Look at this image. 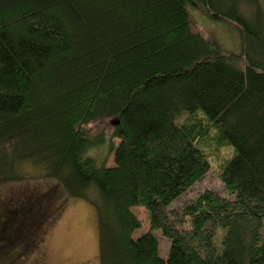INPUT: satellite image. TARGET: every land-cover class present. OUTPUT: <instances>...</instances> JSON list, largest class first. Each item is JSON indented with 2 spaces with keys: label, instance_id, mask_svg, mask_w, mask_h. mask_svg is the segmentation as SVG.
Listing matches in <instances>:
<instances>
[{
  "label": "trees",
  "instance_id": "16d2710c",
  "mask_svg": "<svg viewBox=\"0 0 264 264\" xmlns=\"http://www.w3.org/2000/svg\"><path fill=\"white\" fill-rule=\"evenodd\" d=\"M263 7L0 0V261L35 252L73 198L93 209L99 264H264ZM194 10L234 24L240 52ZM207 142L232 151L216 169L224 193L175 205L210 171ZM134 208L149 226L137 238Z\"/></svg>",
  "mask_w": 264,
  "mask_h": 264
},
{
  "label": "rangeland",
  "instance_id": "374dc122",
  "mask_svg": "<svg viewBox=\"0 0 264 264\" xmlns=\"http://www.w3.org/2000/svg\"><path fill=\"white\" fill-rule=\"evenodd\" d=\"M261 1L264 5V0ZM244 8L246 12L244 10L243 12L247 14V16H250V9L252 8L246 4ZM190 14L192 15L193 21L199 20V22L204 25L203 27H199L205 34H210L216 38L223 52H234V50L240 52L242 40L234 24H222L210 21L209 19H205L207 17L203 16V13L199 10L191 11ZM195 14H197L196 17ZM254 49L257 52L260 51L257 48ZM258 59L264 60V54ZM117 142V140H113L114 146H116ZM204 148L209 155V161L211 163L210 171L201 181L195 184L191 192L177 199L175 205L182 204L184 201L192 198L194 193L205 189L212 190L219 194L224 193L223 187L217 178L216 169L217 166L222 163V160L231 156L230 154H232V151L229 148L215 149L212 145L210 146L208 142L205 143ZM106 166H112V155L107 157ZM55 211L53 219L44 229H41V231H43L36 230L38 232L35 240L43 241L39 244L35 252L31 249L29 253L24 255L26 257L21 254L13 261L14 257L12 256L11 258H5L0 261V264H99L97 257V233L92 207L85 201L67 198L64 199L62 204L58 209H55ZM132 212L141 225V227L133 233V237L137 238L143 232L147 231L149 226L147 216L143 209L134 208ZM153 234L157 237L159 242L160 257L165 259L170 242L161 235L160 231H154ZM20 246L21 242L16 244L14 248ZM15 250L17 251V249ZM32 254H35V256L33 257ZM10 260H12L11 263Z\"/></svg>",
  "mask_w": 264,
  "mask_h": 264
}]
</instances>
